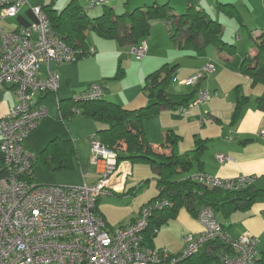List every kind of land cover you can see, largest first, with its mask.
Returning <instances> with one entry per match:
<instances>
[{
    "label": "built area",
    "instance_id": "2783aa9c",
    "mask_svg": "<svg viewBox=\"0 0 264 264\" xmlns=\"http://www.w3.org/2000/svg\"><path fill=\"white\" fill-rule=\"evenodd\" d=\"M103 1L90 0V5ZM25 2L0 0V88L10 86L18 99L17 105L0 118V152L7 168V174L0 179V264H185L210 244L221 248V254L211 264H256L259 239L251 234L232 237L209 206L198 211L202 229L197 235H185V247L180 253L154 247L145 239L151 216L170 204L166 199L144 206L134 222L116 229L110 227L98 203L119 189L130 170L127 161L120 160L118 153L96 135L90 136L91 163L99 168L96 183L55 185L32 179L36 155L26 147V138L47 115L36 96L59 90L61 77L49 64L73 62L77 54L58 35L41 7L33 9L37 21L32 26L6 31L2 19L15 16ZM147 49L143 41L132 50L142 57ZM44 65L47 74L41 78L39 70ZM214 70L215 66L207 63L180 83L198 84ZM104 93L105 86L96 83L73 98L86 101L101 98ZM210 96V91L201 90L195 102H206ZM74 112L81 113L78 108ZM217 157L220 161L228 159L223 154ZM194 178L227 189L247 187L255 179L245 174L219 178L205 173Z\"/></svg>",
    "mask_w": 264,
    "mask_h": 264
},
{
    "label": "crops",
    "instance_id": "0c3cea01",
    "mask_svg": "<svg viewBox=\"0 0 264 264\" xmlns=\"http://www.w3.org/2000/svg\"><path fill=\"white\" fill-rule=\"evenodd\" d=\"M57 1L58 0H26V2L20 7L18 13L15 16L11 17L14 19L15 25L12 26V28L10 29L5 30L12 31L21 27L32 26L34 23H36L37 17L33 11L34 7H42L43 5H50L53 3V8L61 10L68 4L67 2L62 8H60L57 5ZM105 1L106 0H104L103 2ZM130 1L131 0H129L130 7H133ZM146 2L144 4H147ZM190 2H192L196 6V8L205 11L210 15V17L222 24V16H220L219 14L217 16H213L210 12L206 10V8L202 4L196 3L195 0H189L188 4ZM219 3H232L235 5V7L239 10L242 16V23L240 22V25L244 26L247 32L248 30H251L254 36H258L264 30V0L212 1V6L216 8L219 13H222V15L226 16L229 19H234V16L229 15L227 12L219 8ZM135 4L136 6L142 5L140 1H136ZM170 5L172 6L171 3ZM251 18H253L254 20H252ZM169 21L171 22L172 20ZM172 25H174L173 21L171 24H166L168 30H170V27ZM124 30L125 28L122 27L121 34ZM237 32L238 40H243L242 37H240L239 35V31ZM172 33L173 32H170V37ZM34 36L36 37L37 33H34ZM147 37L148 39L145 38L144 40H142V42H147V53L142 56V59L139 61L136 70V77L133 78V81L130 78L129 81H127L128 77H126L127 72L125 68L121 64L119 66V69L120 67L124 69V75L120 77L121 79H124L122 83L126 84L123 89L117 90L118 86L115 83L109 84V82H106L110 78H112L111 74H114L115 71L113 73H106V70L104 68H101L97 69V73L101 72V75H97L92 79H76L72 78L70 74V71L73 69V65H58L55 62H51L49 64L50 69L54 70L61 77L60 87L57 92L47 91L37 94L36 102L46 107L47 115L41 119L38 126L33 131H31L28 137L26 138V147L35 155H39L41 151L47 146V144L53 139H71V141L75 145L77 154L73 159L72 168L61 169L64 171L71 170L70 172H65L71 178L70 181L67 180L70 184L80 185L83 183H96L99 176V168L91 163L90 136L96 135L100 138L98 131L103 125L98 121L94 120L93 118L81 114H74L73 116L70 115L67 117L64 116V114H62V112L60 111V100L69 99L74 94L87 90L92 84L100 83L105 86V93L103 96L105 99L117 102L126 108H139L142 106H146L152 102V99L149 98L143 91V83L145 77L150 72L159 68L164 63H169V65L171 66L177 65L171 82L177 83V86L179 85V87H187L188 84L180 83V81L184 80L185 78H188L189 76H192V74H195L207 63L213 64V60L217 58L215 55H213L212 50H209L207 48L208 45H205L201 48H195L191 43H188L185 40L186 35L183 34V37H181L180 39L182 40L181 45L177 43L178 49L187 50V48L193 47L196 53L200 50L204 51L198 53V55L200 56L199 59L201 58L202 60H199L195 64L189 65L187 69L180 70L178 69L181 67L180 62H176L174 64H171V62L176 58H182L181 53H176L174 56H171L167 53L169 51L168 49H166L165 51H159L155 46V40H157V37L158 39H164L165 43L168 45L169 41L165 38L163 32H152L151 36L149 34ZM247 37L249 38V40L244 39V42L247 43L245 44V46L249 45V42L253 43V46L251 47V49L244 51V53L240 52L239 56H233V54L228 53L222 54V52L219 51V56L223 55L224 61H233L236 58H239L238 65L231 69V72L234 75L236 81H239V84L236 89L230 90L227 94L222 91V93L220 94L218 89L221 87L218 84H210L209 87L204 88L201 86V84L202 80L206 77L205 75V77L202 78L198 84H194L195 86L191 91H189V88H187L186 90H181V93L171 92L169 88L168 91L172 95L182 96L188 95L192 91L196 90L197 93L195 100L198 98L201 90H208L211 93L207 104L209 108V111H207V116H203L205 113H201L202 116L201 114L198 116L200 124L196 121L188 122L191 127V131H193V135L190 133V142L187 143L189 147L183 149L181 147V143L179 142V151L181 153L194 149L196 146L197 139H203L204 143L206 144V147L200 155L201 161L194 164V166L189 171V175H192L193 178L200 173H205L219 178H232L241 174L251 175L255 177L252 185L256 189L264 190V136L261 135V132L264 130V108L260 107L259 103V98L264 95V83H253L252 78L249 75L243 73L241 70V66L243 64L246 53L250 51L255 54L257 51L252 38H250L248 34ZM225 40L237 46V53L241 47L240 45H238L239 41L237 40V38L232 35L231 38H225ZM94 43L98 45L99 41L95 40ZM121 44L127 45V48L128 46H132V48L134 47V45L128 42ZM88 45L91 49L89 42ZM169 46H171V42L169 43ZM93 49L94 54H96L97 50H99V54L95 57L96 59L102 56V49H100L99 47H93ZM131 53V51L128 52L129 58H132ZM218 66H220L221 68L222 64L218 62ZM46 74L47 66L44 65L39 70V75L41 78H44ZM214 74L215 76H218L220 74L219 68L216 69ZM243 84H245L244 86L246 87L247 91H242ZM61 86H63L64 89L62 93H59L62 88ZM4 88L7 89V91L3 92V95L6 96L9 93H13V95L10 96V100H0V118L7 114V112L12 107H15L18 102L15 91L10 86L3 87V89ZM1 89L2 88H0V90ZM217 92L219 93V95H217ZM53 93L54 95H52ZM239 95L247 97V103L245 107H243L240 114L234 119L236 102ZM195 100L188 107L184 109H178L176 111L177 113H182L181 116H179L180 118L186 116V113L190 110V107L192 105L203 104V102L198 103L195 102ZM224 101L225 104H228V110L226 109L227 111L224 110ZM225 111L232 112L233 114L231 113V117H229V115L227 116V114L230 113H225ZM193 112L194 109L190 110L188 114L191 115V113ZM222 116H224V119ZM162 117H164V119L166 120L165 123H162ZM210 117L212 118L211 120H209ZM173 118H176V116H174L173 110L169 107H162L159 113L153 118H151L149 121H147L144 126L146 136L156 153L163 152V149L160 147V144L163 141L164 136L167 132L164 131L166 127L172 128L169 130H174L177 134L181 136L182 139V135L176 131L175 125L173 123H170ZM202 118H205L204 122H201ZM113 150H115L118 155L121 156L126 152V144L123 142L119 147L113 148ZM218 154H223L227 156L228 159L220 161L217 157ZM36 160H38V158H36ZM126 161L129 165L130 173L123 177L124 181L120 184L119 189L113 192V194L126 189L128 182L127 179L129 175H131L134 171L133 166L136 162L131 163L129 160ZM34 165L32 173L36 181H38L35 171L36 167H34ZM156 174L157 175L155 176V178L157 180L158 172ZM65 183L66 181L61 182L60 184H54L64 185ZM141 186H143V182H141L140 186L133 187L135 189L134 192L137 190V188L139 189ZM155 196H153L152 198H154ZM144 206H146V203L141 206V209ZM98 209L107 224L112 227L108 223L106 215L103 213L99 206ZM217 214H220L218 220L227 228L229 234L232 237H236L241 234H251L256 236L259 239L258 256H261L262 252L264 251V194L258 195L251 204V206L247 209H238L232 211L228 215L216 213V216ZM138 218L139 217L132 219L128 224L134 222ZM172 220H175V222L178 223L180 227L181 237L179 238L178 242L170 241V243L166 244L164 247L168 248L173 253H180L185 247V235L188 233H193L195 235L199 234L202 229V225L199 219L197 217H194L191 212H189V210L185 207H182L176 217L170 219L168 223L164 224L163 226L169 225ZM160 228H162V226ZM153 246L157 247L154 244V239ZM203 251H205L206 254L211 257V263L216 260L221 254V248L218 245L214 244L208 245L206 248L203 249Z\"/></svg>",
    "mask_w": 264,
    "mask_h": 264
},
{
    "label": "trees",
    "instance_id": "16d2710c",
    "mask_svg": "<svg viewBox=\"0 0 264 264\" xmlns=\"http://www.w3.org/2000/svg\"><path fill=\"white\" fill-rule=\"evenodd\" d=\"M41 8L50 17L58 35L76 51V60L91 54L87 41L89 30L93 29L104 38H116L121 43L128 42L138 46L150 34L152 21L155 19H163L166 24L172 20L176 26L171 35L172 39L183 31L185 40L195 48L212 44L220 52L228 54H233L237 48L235 44L223 38L222 24L205 11L196 8L192 2L188 4L185 12L177 13L168 1H154L152 4L133 8L130 7L129 0H125L123 12H117L113 6L104 4L102 13L93 17L79 0H70L61 10L53 8V3ZM219 8L242 23V16L234 4L219 3ZM122 27L125 30L121 34ZM248 35L254 41L257 51L255 54L250 51L246 53L241 70L252 78L253 83H264V30L258 36L248 30ZM177 43L181 45L182 40ZM176 67L177 65L164 63L145 77L143 91L152 99L146 106L130 109L104 97L82 101L74 99V95L69 99L60 100L59 103L60 111L66 117L73 116L74 110L78 108L81 115L101 123L103 126L98 134L106 147L117 148L124 142L126 152L119 156V159H126L131 163L146 162L157 170L159 191L149 203L161 198L168 200L170 204L154 212L144 231L146 242L151 245L159 228L176 217L182 207L187 208L194 217H197L203 206L211 207L215 213L228 215L232 211L249 208L258 195L264 194V190L256 189L252 184L241 189H227L211 186L189 175L194 164L201 161L200 155L206 147L203 139L196 140L194 149L181 153V136L174 130H168L160 144L163 152L154 151L145 133L146 122L156 116L162 107H169L174 116L179 117L182 113L176 111L188 107L196 97V90L182 96L172 95L168 91ZM123 75L124 69L120 67L117 78ZM259 99L260 107L264 108V95ZM246 103L247 97L239 95L234 119ZM76 154L71 139L56 138L50 141L36 158H41L53 170H61L72 168ZM6 174L7 168L0 152V179ZM32 179L36 180L33 173ZM185 264H211V257L201 250ZM256 264H264V251L256 260Z\"/></svg>",
    "mask_w": 264,
    "mask_h": 264
},
{
    "label": "rangeland",
    "instance_id": "374dc122",
    "mask_svg": "<svg viewBox=\"0 0 264 264\" xmlns=\"http://www.w3.org/2000/svg\"><path fill=\"white\" fill-rule=\"evenodd\" d=\"M81 4L86 5L89 8V15L90 16H97L102 13V9L104 7V4H107L109 6H113L117 12H123L125 10L124 1L125 0H106L105 2H100L96 4L95 6L91 7L90 0H79ZM140 1L142 5L146 2L148 5L152 4L154 1H157L159 3H165L169 1V3L172 4L173 10L175 12L182 13L186 11L188 1L189 0H131V5L133 8L136 6L135 2ZM196 3L202 4L208 12H210L213 16H217L218 14L222 16V24L224 26V39L225 38H231L232 35H234L235 38L238 40V32L240 37H242L243 40L238 42V45H240V49L236 53V51L233 53L234 55L239 56L240 52L244 53V51L251 49L253 46V43L249 42V45L245 46L244 39H248L247 37V30L244 26L240 25V22L237 21L236 18L229 19L226 16L222 15V13H219L216 8L212 6L213 0H195ZM69 0H58L57 5L62 8ZM254 20L253 18H251ZM246 22V21H245ZM2 25L4 29L8 30L12 28V26L15 25V21L11 17H7L5 19H2ZM247 23V22H246ZM175 24L170 27V30H168L165 22L163 19H155L153 21V25L151 27V33L152 32H163L165 38L171 42V46H169L165 43L164 39L160 38L155 40V46L157 47V50L159 51H165L168 49L167 52L168 55L174 56L176 53H181L182 58H176L175 60H172L171 64H174L176 62H180L181 67L178 68L180 70L187 69L189 65L195 64L199 60V52H203L204 50H200L197 53L195 52V49L193 47L187 48V50L178 49L177 48V42L178 40L183 37V31H181L175 39H171L170 32H175ZM148 39V37H146ZM98 40L99 44H95L94 41ZM87 41L89 42L91 46V54L86 55L76 61L68 62L64 64H58V65H65L70 66L73 65V69L70 71L71 77L76 79H92L96 77L97 75H101L100 73H97V69L104 68L106 70V73H113L111 74V77L108 81L109 84H116L118 86L117 90L123 89L126 84L122 83L124 79L117 78V75L119 73V66L120 64L125 68L127 72V81H129V78L133 81V78L136 77V70L139 64V61L142 59V57H139L136 53L133 52L132 46L122 45L119 41V39L116 38H104L102 36H99L96 31L89 30L88 31V37ZM93 47H99L102 49L101 51L102 56H100L98 59L95 57L99 54V50H97V53L94 54ZM209 50H212L213 55H215L217 60H213V64L215 66V70L212 72L206 73V77L202 80L201 86L204 88L209 87L210 84H218L221 88H219V93L221 94L222 91L224 93H228L232 89H236L239 81L235 79L234 75L231 72V69L236 67L239 62V58H236L235 60L231 61H224L223 55L219 56V50L215 45L209 44L207 47ZM98 49V48H97ZM132 52L131 56L132 58L128 57V52ZM222 54H225L223 51ZM81 62V63H80ZM211 62V60H210ZM218 62L222 64L221 68L218 66ZM219 68L220 74L218 76H215L216 69ZM177 69V70H178ZM193 75V74H192ZM245 76V75H244ZM121 79V80H120ZM118 81V82H117ZM243 84L242 91H247L246 87ZM194 84H188L187 87H179L177 86V83L171 82L169 85V90L171 92H179L181 93V90H186L189 88V91H191L194 88ZM61 90L59 93H62L63 86H61ZM9 90V89H8ZM7 91V89H1L0 90V100L1 99H9L12 94L3 95V92ZM236 91V90H235ZM11 92V91H10ZM217 92V95H219ZM247 93V92H246ZM54 95V93L52 94ZM53 97V96H52ZM51 97V98H52ZM228 98V97H226ZM53 99V98H52ZM208 101L203 102L201 105H192L190 107V110L194 109V112L191 113V115L188 114V111L186 113V116L180 118L176 117L173 118L170 123H173L176 127V131L182 135V139L180 141L181 147L186 149L188 146V142H190V133L193 135V131H191V127L188 124L189 121H196L200 124L198 116L201 113H205L203 116H207V111H209L208 108ZM225 104V101H224ZM224 110H228V104L224 105ZM226 110V111H227ZM230 113L227 114L229 117H231L232 112H226ZM233 114V113H232ZM226 115V114H224ZM202 116V114H201ZM224 119V116H222ZM158 118V117H157ZM160 118V116H159ZM212 118L210 117L209 120ZM156 120V119H155ZM166 120L164 117H162V123H165ZM169 127H166L164 131H168ZM174 129V128H173ZM193 148V147H192ZM36 176L39 181V183L43 184H60L61 182L66 181L64 185H72L68 181H70V177L65 172H70L71 170H52L48 167V165L41 159L38 158V160L35 161L34 165ZM133 173L129 175L127 179V186L126 189L123 191H118L114 194L108 195L105 198L101 199L99 202V207L103 211V213L106 215L108 223L112 226V228L116 229L120 227L121 225L128 224L132 219L140 217L141 216V206L146 203H149V200L155 196L158 192V188L156 186V178L157 171L154 167H152L148 163L144 162H136L133 166ZM72 177V176H71ZM68 180V181H67ZM141 182H143V186H141L139 189L134 192L133 187L140 186ZM220 217V214H217V218ZM181 237L180 227L175 220H172L169 225L162 226V228L159 229V231L154 236V244L157 247H164L166 244L170 243V241L178 242L179 238Z\"/></svg>",
    "mask_w": 264,
    "mask_h": 264
}]
</instances>
